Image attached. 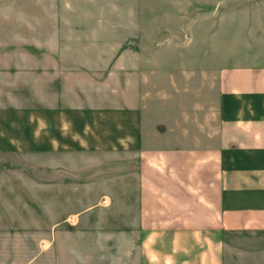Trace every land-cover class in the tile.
Masks as SVG:
<instances>
[{"label":"rangeland","instance_id":"obj_1","mask_svg":"<svg viewBox=\"0 0 264 264\" xmlns=\"http://www.w3.org/2000/svg\"><path fill=\"white\" fill-rule=\"evenodd\" d=\"M235 66L264 68V0H0V110L163 96L202 144ZM137 166L121 151L1 155L0 264H139ZM255 237L229 234L227 264H264Z\"/></svg>","mask_w":264,"mask_h":264},{"label":"crops","instance_id":"obj_2","mask_svg":"<svg viewBox=\"0 0 264 264\" xmlns=\"http://www.w3.org/2000/svg\"><path fill=\"white\" fill-rule=\"evenodd\" d=\"M218 91L216 119L203 121L207 143L195 144L193 124L180 127L177 111L166 112L173 99L161 96L154 109L140 100L70 115L0 110V157L40 150L132 154L139 264H227L229 234L260 236L255 246L264 250V68H224Z\"/></svg>","mask_w":264,"mask_h":264}]
</instances>
